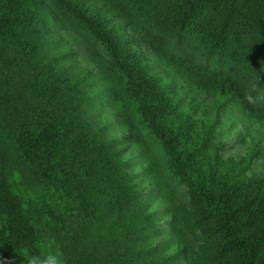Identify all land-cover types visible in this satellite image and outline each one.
Returning <instances> with one entry per match:
<instances>
[{
  "label": "trees",
  "instance_id": "16d2710c",
  "mask_svg": "<svg viewBox=\"0 0 264 264\" xmlns=\"http://www.w3.org/2000/svg\"><path fill=\"white\" fill-rule=\"evenodd\" d=\"M50 1L0 0V76L22 88L17 96L26 113L9 96L0 101L14 124L6 135L13 142L7 182L20 186L24 173L37 181L44 193L31 211L56 213L55 243L73 233L94 258L92 237L102 225L111 234L94 242L112 251L131 246L127 257L137 264H195L206 254L219 263L264 264V113L231 78L210 73L146 29L149 22L193 36L206 54L235 51L259 64L264 86V0H126L146 25L108 0H54L100 38L105 56L80 41L64 44V34L53 31L60 19ZM153 147L191 184L198 203L191 226L201 214L209 239L201 251L189 245ZM18 170L22 181L14 179ZM117 197L134 220L121 213L108 221ZM20 211L0 192V264H25L11 216ZM160 211L169 233L141 241V229L153 227ZM145 249L150 256L138 253Z\"/></svg>",
  "mask_w": 264,
  "mask_h": 264
},
{
  "label": "rangeland",
  "instance_id": "374dc122",
  "mask_svg": "<svg viewBox=\"0 0 264 264\" xmlns=\"http://www.w3.org/2000/svg\"><path fill=\"white\" fill-rule=\"evenodd\" d=\"M108 1H111L122 9L128 11V13L136 22L146 25L143 22L146 18L144 17L142 20V18L138 16L135 8L133 9L132 6L127 3L128 1ZM50 5L60 19V22L54 20L55 26L58 29L54 27L55 29H53V31L55 32V35L59 33L64 34L62 37V42L64 44L68 45V47H71L72 45H76V43H78L77 41H80L82 43H85L88 47H90L99 55H106V50L101 45L99 37L92 35L89 29L84 24L72 18L69 12L65 11L54 0L50 1ZM148 25L150 26L152 25V23L150 24L148 22L146 25L147 32L150 33L149 35H151L152 38L156 39L162 45H166L167 47L173 48L178 52L186 53V55H189L194 61L198 62L201 67L207 69L210 73H214L217 75H225L231 78L240 88L239 90L243 96L245 92L248 91L251 82H256L260 86V88L264 89V86L261 85L258 81V76L260 73L258 63H255L253 61L250 62L246 57L241 56L240 54H234L235 51H231V54L228 55L222 54L220 52H216L215 54H206V47L204 45L198 44L196 42L195 37L187 35L181 36L180 38L174 35L171 30L166 29L165 27L158 25L157 28H155L154 26L151 28L148 27ZM151 31L154 33L155 36L151 34ZM78 50L79 52L81 51L80 49ZM69 57L73 58V56ZM5 78H8L7 80H9L10 77ZM5 81L6 80L2 76H0V82L3 85V90L0 91V95L9 96L10 100L17 101V108L19 110L22 109V114L26 113L25 101H21L17 96L18 93L21 92L22 88L20 86L19 87L21 89L19 87L12 86L8 84V82H6L5 85ZM23 89H26V86H23ZM99 99L101 100V98ZM256 107L264 113V102L259 103L258 105H256ZM6 108H8L7 101H0V192L2 196L9 202V207L11 209L16 211L24 210V208L30 210L31 213H23L22 211H20L21 213H11V216H13V219L16 222V226L14 227L15 235L21 250L23 252L25 250H29L32 253H36L38 251V242L40 241V238L42 236L56 238V234L58 233L56 232V213H32L34 207H37L39 204L42 203L40 201L44 191L41 190V187H36L37 181L31 179V177L27 173H24L27 178H25V181H23L24 183L21 182L20 186H15L13 184L10 185V183L7 182V173L9 170H7L6 167L7 163L11 162L12 151H9L8 147L12 146L13 142H8V137L6 135L12 132V129H14V124L12 126V122L10 118H8L9 115L4 116L5 113H2L5 112L4 109ZM14 140L15 139H11V141ZM153 152L156 156V166L159 172V179L161 183L168 189L172 196V199L174 201L175 214H177L178 220L180 221L183 229L187 232L190 237L189 245L193 248L195 252H198L201 244H203V242L206 241V239L208 238H206L204 234V224L202 223L203 220L201 214L195 215V218H198V220L200 219L199 223L195 226H191L192 218L194 217V215H190V213H196L195 207L198 206V203H196L195 198L193 196L191 184H189L187 180H184L180 175H175L167 169V155L163 151L159 150V148L153 147ZM101 173L103 174L102 171ZM20 174V170L15 172L13 174L14 179L22 181V177ZM138 177H140V179L142 180L146 179L145 174H140L138 175ZM5 182H7L9 186H5ZM12 192L14 193V196L12 195ZM107 208L110 207L108 206ZM112 208L115 211L110 208L111 213H107V216H109V222H115V219L119 217L121 213H124V216L128 218L131 217L134 220L133 215L131 216L130 212L127 211L125 202L120 198L118 199L117 197V201L113 203ZM70 214L73 216L78 213ZM159 215H161L162 219L156 218L159 217ZM166 217L167 214H164V212L161 211L155 214L152 217L153 227L147 228L146 230L141 229V241H145L149 235H154L157 233L159 234L161 232L169 233L170 222L167 220ZM162 223L166 224L167 229H164ZM100 226L95 232L96 238L92 237L93 243L96 244V255L94 258H92L89 254L85 253L86 251L91 250L88 246L76 243L79 237H76L75 241L73 240V236H71L73 235V233L68 234L66 238L62 237L60 242L55 243L62 249L66 259V264H137V261L127 257V255H130V252L132 251L131 246L126 248L124 246L126 244L124 243V245H114V247L116 248L114 251H112L109 246H105V248L102 249L99 245V241L98 243L94 242V240H100L101 237L111 234L110 231L103 230L104 228L102 225ZM82 235L87 241V230H84L82 232ZM54 241L56 242V239H54ZM74 243L75 245L72 246V244ZM168 244H171V242H168ZM138 253L144 257L150 256L151 254L150 251L147 249H145L144 251H138ZM206 255L203 256V261L201 263L197 262L195 264H225V261L219 263L218 260H212L211 258L206 257ZM113 256H118L119 260L116 262H112L111 257ZM181 258H184V256Z\"/></svg>",
  "mask_w": 264,
  "mask_h": 264
},
{
  "label": "clouds",
  "instance_id": "9594fccd",
  "mask_svg": "<svg viewBox=\"0 0 264 264\" xmlns=\"http://www.w3.org/2000/svg\"><path fill=\"white\" fill-rule=\"evenodd\" d=\"M244 99L249 104L256 106L264 102V89L260 88L256 82H251L248 91L244 94ZM37 248L36 253L29 250L22 253L25 264H66L64 253L55 244L54 238L42 236Z\"/></svg>",
  "mask_w": 264,
  "mask_h": 264
}]
</instances>
